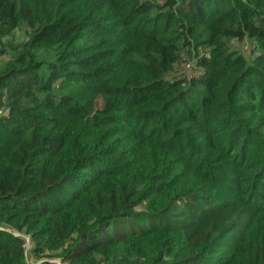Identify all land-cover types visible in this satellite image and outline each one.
Masks as SVG:
<instances>
[{
	"label": "trees",
	"instance_id": "1",
	"mask_svg": "<svg viewBox=\"0 0 264 264\" xmlns=\"http://www.w3.org/2000/svg\"><path fill=\"white\" fill-rule=\"evenodd\" d=\"M23 28L0 264H264V0H0Z\"/></svg>",
	"mask_w": 264,
	"mask_h": 264
},
{
	"label": "rangeland",
	"instance_id": "2",
	"mask_svg": "<svg viewBox=\"0 0 264 264\" xmlns=\"http://www.w3.org/2000/svg\"><path fill=\"white\" fill-rule=\"evenodd\" d=\"M25 32H26V30L24 28L23 29H20V30H17V31H15L13 33V35L10 38H7L5 40L0 41V65L3 64L5 62V60L8 58L7 57V54H6L7 53V50H6V47L7 46H6V44L8 42H10V43H14V42L19 43V42L23 41L26 38ZM233 47L237 49L239 47V45L236 44V45H233ZM181 69H182L181 67L177 68L178 71L181 70ZM19 236H22V238L24 239L25 243L28 244V239L26 237H24L23 235H19ZM27 260L29 262L32 261V259L30 258V256H27ZM50 261L51 262H54L56 264H61L59 262V260H57V259L50 260Z\"/></svg>",
	"mask_w": 264,
	"mask_h": 264
},
{
	"label": "built area",
	"instance_id": "3",
	"mask_svg": "<svg viewBox=\"0 0 264 264\" xmlns=\"http://www.w3.org/2000/svg\"><path fill=\"white\" fill-rule=\"evenodd\" d=\"M248 48H251L250 43H246V44H244L243 47H242V51H241V52H243V54H245V53H246L245 51H246ZM179 67L182 68L181 70H179V72H180V73H184V74L186 73L185 75H186L188 78H191V77H194V76L197 75V73H196L194 70H189V64H188V62H187V57H186V56H182V57H181V61H180V65H179ZM179 67H178V68H179ZM4 116H6V110L3 109V108H0V119H1L2 117H4ZM26 248H27V243H26Z\"/></svg>",
	"mask_w": 264,
	"mask_h": 264
}]
</instances>
